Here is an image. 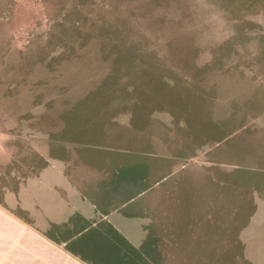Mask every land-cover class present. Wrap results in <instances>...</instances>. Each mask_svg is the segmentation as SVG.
I'll list each match as a JSON object with an SVG mask.
<instances>
[{
  "label": "rangeland",
  "instance_id": "rangeland-1",
  "mask_svg": "<svg viewBox=\"0 0 264 264\" xmlns=\"http://www.w3.org/2000/svg\"><path fill=\"white\" fill-rule=\"evenodd\" d=\"M4 131L131 175L134 207L173 219L177 264H264L237 242L264 183V0H0L8 173Z\"/></svg>",
  "mask_w": 264,
  "mask_h": 264
},
{
  "label": "crops",
  "instance_id": "crops-1",
  "mask_svg": "<svg viewBox=\"0 0 264 264\" xmlns=\"http://www.w3.org/2000/svg\"><path fill=\"white\" fill-rule=\"evenodd\" d=\"M4 135L16 139L14 132ZM44 140L31 143L39 156L36 164L31 148L12 140L9 160L19 165L8 173L0 169V176L22 178L17 185L0 186V264H177L171 251L173 219L153 218L142 213L144 206L134 207L135 195L128 196L136 190L130 187L135 184L131 175L129 183H121V171L92 169L77 153L69 154L68 148L64 153L62 144L53 148L51 140ZM256 156L250 165L264 170ZM261 185L246 188L256 212L237 236L238 246L253 258L264 257Z\"/></svg>",
  "mask_w": 264,
  "mask_h": 264
}]
</instances>
